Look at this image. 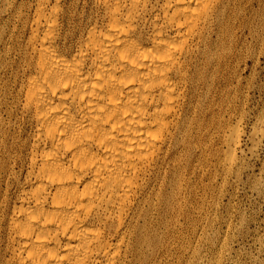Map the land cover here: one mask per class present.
Instances as JSON below:
<instances>
[{
  "label": "bare ground",
  "instance_id": "obj_1",
  "mask_svg": "<svg viewBox=\"0 0 264 264\" xmlns=\"http://www.w3.org/2000/svg\"><path fill=\"white\" fill-rule=\"evenodd\" d=\"M72 4L0 9V264H208L210 167L239 161L238 137L215 147L264 0Z\"/></svg>",
  "mask_w": 264,
  "mask_h": 264
},
{
  "label": "rangeland",
  "instance_id": "obj_2",
  "mask_svg": "<svg viewBox=\"0 0 264 264\" xmlns=\"http://www.w3.org/2000/svg\"><path fill=\"white\" fill-rule=\"evenodd\" d=\"M6 1L20 0H0V9ZM65 1L73 3L72 9L81 15L89 11L91 0ZM3 16L7 17L6 14ZM8 26L12 28V22ZM8 34V28L4 26L0 30V49ZM242 59L233 66L240 75V92L236 98L238 111L231 114V128L225 134L224 145L218 142L215 147L221 155L228 157L232 155L230 141L238 137L239 161L229 170L221 171L218 165L210 167L211 174L215 172L218 177L209 178L211 188L207 197L210 204L206 211L210 219L206 238L215 250L208 255V264H264V42H258L250 50L244 49ZM225 116L227 118L228 114ZM6 180L0 177V191L6 189L10 193L13 182ZM222 243L225 245L219 255L216 248Z\"/></svg>",
  "mask_w": 264,
  "mask_h": 264
}]
</instances>
